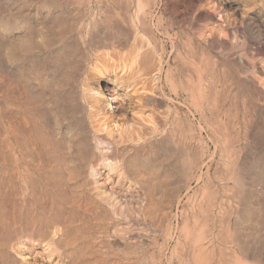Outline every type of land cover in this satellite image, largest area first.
Instances as JSON below:
<instances>
[{
    "label": "bare ground",
    "instance_id": "1",
    "mask_svg": "<svg viewBox=\"0 0 264 264\" xmlns=\"http://www.w3.org/2000/svg\"><path fill=\"white\" fill-rule=\"evenodd\" d=\"M90 1L92 2V0ZM143 1L144 4H146V1ZM169 2L170 0H155V2H148L146 6L142 3H138L136 8L137 13L140 12L144 6L146 9L143 13H138L141 16L137 14L136 17L138 20L135 21V23L133 20L135 16L133 18L132 15L133 21L131 25L133 24L132 26L135 28L134 32L131 26L128 27L132 30L131 33L133 32L132 34H134L133 38L141 34L136 31L137 26L143 23L146 27L145 24L147 23L144 22V18L146 20V17H152V14H154L152 12L160 5L161 8L168 11L167 13H170L173 17L177 24H175L176 26L174 25L175 27L190 28L189 30L192 31L194 38L199 40V42L208 49H215L214 47L217 46V49L220 48L221 53H229L232 49L238 47V44L235 45L231 42L229 45V40H240L239 46H243V43L245 46H249L253 52L264 48V39L262 40L260 37L262 33L260 31L261 27L259 28V26L263 25H260V23H264V0H225L227 4H235V11H237L238 16L232 14L233 11L230 13L222 9V7L218 5L219 2L217 4L208 0H176L174 3H171V0L170 4ZM129 3L131 2H128V6L126 7L130 6ZM122 5H124V3ZM194 7L196 11L193 10L194 13H192L191 10ZM189 11L193 14V17H191L193 19L190 20V22L185 18V16L189 18L190 15H187ZM127 16L126 21L128 19ZM129 18V20H131L130 15ZM185 20L189 24L185 23ZM0 21L1 24L5 22V20L3 21L1 19ZM206 22L210 24H208L210 27L204 24ZM126 23L128 24V22ZM156 24L158 25V23ZM172 24L170 23V27ZM149 25L147 24V27ZM125 26L127 25L125 24ZM128 27L127 34L130 30ZM141 30L142 29H140V31ZM169 33L165 31L164 34L171 42V46H174L175 40L181 39L182 34L175 32L170 35ZM127 34L124 37H126ZM157 37L159 36L157 35ZM191 37L192 36H190V38ZM194 38L193 40H195ZM260 40H262V42ZM2 41L0 40V64L3 60L10 69L16 72L14 78L17 85L21 88V91L19 90L20 92H18L20 93L18 96L14 94V96L16 95L14 101L17 107L19 106L18 108H20L18 110L16 107L14 110L16 109V111H18L17 113L19 116L17 117V113H11V118H9L7 124L8 146L10 145V160L8 159L10 163L9 168H7V177L10 182L8 185L12 186L10 194L14 191V194H12L13 206L11 205L14 210H11V212H15V214L12 215L14 217L9 215L12 213L6 214L11 217L12 222H14L13 220L17 222L23 219L25 220L26 227L33 225L36 229L33 233L20 236V238L16 237V239H14L15 235L13 237L14 240L10 239L5 243L6 249L18 255L24 264H64L66 263L65 259L73 253V251L76 252L77 249L90 245L88 244L89 241L87 238L89 239L92 236L96 237L98 233L102 236L113 235L116 237V234L126 232L127 234H125L128 239L134 237L136 233L143 231L142 226L154 220V217L153 220H151L153 207L156 205L157 208V203L166 204L171 202V198L173 197H171L172 188L182 185L185 179H187L191 160L189 161L190 158L187 156V148L184 147V144L179 143L181 141H178L179 139L177 140L175 134L172 132L173 130L171 131L168 129L170 130L168 132L165 128L168 121L166 115L162 114L159 117L160 120H157L158 122H155V119L153 120L152 114L154 113H152L153 108H151V106L154 107L155 104L160 103L159 101H162V97L160 98V96L157 95V93L159 94V92H157L158 90H153L155 88L151 87V89L147 90L142 86V82V85H140V81L142 80L140 78L141 74L145 73V71L147 72L146 69H142V72L138 71V68L140 67L141 69L142 67L140 64H138L139 67L136 66L138 53H141L139 52L140 48L138 45L141 43L137 45L138 47L136 45H134L136 46L134 47L130 44V47H134V50L133 48L131 49V51L133 50L132 52H129L130 49L126 48L128 51L125 49V51H121L120 49V51H116V53L113 54L112 52L115 51L113 50L112 52L110 51L111 54L107 51L109 48L105 50L104 47L101 48V50L104 49V51H99V47L101 46L99 45V40V44H96V46L99 45L97 48L94 46L93 41L91 42L94 47H91L92 44L88 45L90 42L86 44L87 41L74 39L4 40L6 48L3 46L5 48L3 51L5 53V59H3L1 46L4 45V43L2 44ZM118 41L119 40H117V42ZM126 41H129L128 38ZM126 41L125 43H127ZM133 41L134 40H132V42ZM135 41H137V39ZM109 43L108 45L112 46L111 43ZM90 47L92 50H89ZM85 49H87V51ZM244 49L246 50V48ZM251 49L250 53H253ZM81 50L86 52L83 53ZM178 50L177 47V53H179ZM191 52L193 53V51ZM164 53L165 46L163 44L158 57L161 58ZM230 55L229 58H231ZM251 56H253V58L242 55H239V57L237 56V59L233 58L234 56L231 58L232 61L236 59L237 65L244 67V74H246L249 81L247 82L248 87L243 85L248 89V106L245 105L248 107L247 113L245 112L247 115L245 119L247 121L244 120V122H246V132H244L246 133V136H244L245 142L243 144L241 140L240 142L242 145L237 143L238 146L237 148L235 147L236 149L233 152L235 155H232L233 160L229 165L230 176L228 179H230L231 182V194L229 193V195H231L232 200L233 216L226 225L233 228L232 230L236 235L235 237L233 236L236 239L231 238L233 240L231 246H235V258L238 259L239 254H241L249 260V264H264V55L263 57H254L253 53ZM155 59H152V61ZM108 61L111 63L110 67L114 65L113 68H117L120 71V76L121 73H125V77L120 78L118 76V80L114 77V79L111 78V83L117 86V88H120L118 85L122 83L125 89L129 88L128 92H130V94L127 95V97L130 96L135 106L133 105L134 107L128 110V115L125 114L120 116L116 113V110L123 105L122 101L124 99L122 100L120 98V100L117 98L115 94L116 90L105 88V83L107 81L109 83L107 76L106 82L103 83L102 81L105 77L104 75L107 73L106 70H109V68H107L109 66ZM82 63H84V69H82ZM99 63L101 64L99 65ZM162 66L159 60L154 70L151 69L152 67L150 68V71L152 70L153 72L151 74L149 73L151 78L149 80L157 77L156 75H158ZM117 72L118 71L115 73L119 74ZM238 73L241 76L242 71L240 73L239 69ZM144 75H148V72ZM207 76L209 77L210 75ZM246 77H244V79H247ZM142 78L145 80L144 77ZM241 78L239 82L242 83L244 79ZM236 79L239 80L238 77ZM194 87L197 88V86ZM240 90L241 89H239V91ZM45 92H49L51 103L55 109L54 114L56 119H54L53 122L51 121L53 127L49 126L48 122L43 120L46 119V115L43 111L44 107L41 101H43L42 97ZM29 93L31 95H29ZM11 94L13 96V93ZM115 99L120 100L122 105H119L120 103L118 104L119 106L115 104ZM243 100L240 102L242 105L245 101ZM112 105L114 107H111ZM239 108H243L244 110V106ZM235 110H237V108H235ZM243 110L241 111L242 113H244ZM233 112L235 113V111ZM52 114L51 112L49 115ZM235 114H237V112ZM235 114H233V116ZM237 123H239L238 120L236 124ZM66 124L68 126V129H66L67 131L65 130L67 126L64 127ZM242 126L241 124V127ZM240 129L243 131L242 128ZM235 133H237V131ZM157 135H160L159 138H157ZM155 137L158 140H155ZM235 139L238 141V137L234 138V141ZM232 149H234V147ZM42 154H44V156H42ZM243 154L245 156H243ZM45 158L47 160H45ZM3 186L5 185L3 184ZM61 187L65 188V191L66 188H69L67 191H69L70 194L66 193L68 194V200H64L69 202V206L67 207L68 211L61 210L62 207H60L63 202L62 197H64H61V193H59V188L62 190ZM17 196L21 199V203H18L19 205L16 201L18 198ZM39 197L40 200L43 198L49 200V208L43 207V204V206L41 205ZM47 204L45 205L47 206ZM164 208L165 207L162 209L164 210ZM34 209H37L36 213L38 214L34 215ZM82 209L90 210L96 215L94 216L92 214L93 217L89 215L91 218L86 220L84 217L85 215L82 216V214H80ZM32 213L33 215H31ZM161 215H163V213H161ZM194 215L196 217V214ZM157 219L156 221H158ZM0 220L2 221L1 218ZM212 220L214 222L215 219L212 217ZM213 222L212 227H219H216L217 221ZM11 225H13V223L9 226ZM227 226L225 227L229 230ZM29 228L30 227H28V229ZM242 229L243 231L245 230V234H243L245 235V239L243 241L240 238L243 237L241 236L242 234H240V232H243L241 231ZM31 230L32 228H30V231ZM122 234L125 235L124 233ZM145 234L147 233L145 232ZM121 235H119V237ZM216 235L218 237L219 232L213 233V237ZM210 240L212 245L215 239L212 238ZM101 241L100 243H103ZM82 251H80L81 254ZM224 256L225 255H223V257ZM219 257L222 258L221 255ZM247 263L248 262H246V264Z\"/></svg>",
    "mask_w": 264,
    "mask_h": 264
},
{
    "label": "rangeland",
    "instance_id": "2",
    "mask_svg": "<svg viewBox=\"0 0 264 264\" xmlns=\"http://www.w3.org/2000/svg\"><path fill=\"white\" fill-rule=\"evenodd\" d=\"M145 1H146L145 2L146 4L151 1L155 2V0H150V1L145 0ZM208 1H213L216 4L219 2L218 5H220L222 9H225L230 13L231 11H233L234 13L232 12V14L238 16L237 11H235L236 9V7L234 6L235 4H232V3L227 4L225 0H218V1L208 0ZM92 2L90 0L89 1L88 0H0V19L3 21L5 20V22H2V24L0 23V40L1 41L3 40L2 44L4 43V45L1 46L2 58L5 59L4 57L5 53L3 51L6 48L5 46L6 44L4 40H73L74 39V40L87 41L86 44L90 42L88 43V45L92 44L91 41H93V44L96 48L99 47V45L103 46V47L101 46L99 47V51L101 50V48L105 47L104 48L105 50L106 48L107 49L109 48V50H107L109 51V53L115 50L112 52L113 54H115L116 51L117 52L120 51V49L121 51L130 49L129 52H132L134 50V47H136L138 44L141 43L140 45H138L140 48L139 52L141 53H138L139 57L137 56L136 66L139 67L138 64H140L144 68L141 67L140 69L139 67L138 71L142 72V69L143 70L146 69L148 72V75H144L145 73L147 74L146 71L145 73H142L143 75L141 74V76L139 74L140 78L142 79L141 80L139 78L141 80L140 85L143 84L142 86L146 88L147 90L151 89V87L155 88L153 90H158L157 92H159L160 95L158 93L157 95L160 96V98L162 97L161 98L162 101L161 100L159 101L160 103L155 104V106L153 105L154 107L151 106V108H153V111H154V112L152 111V113H154L152 114L153 120L155 119L154 121L156 122L157 120H160L159 117L162 114L166 115V119L168 121L166 120L167 127L165 126V128L167 129L168 132L170 130L171 131L173 130L172 132L175 134V137L177 138V140L179 139L178 141H181L179 143L185 145L184 147L187 148V156L188 158H190L189 161L191 160V162L188 168L187 179H185L182 185L177 186L178 189L177 187L176 188L173 187L172 188L173 190H171V197L173 196L172 197L173 199L171 198L172 201L166 204L157 203V208H156V205L153 207L152 209L153 211L151 214L152 218L151 217L149 218L153 220V217H154V220L151 221V223L148 220L149 222L145 226H142L143 231H140L139 232L140 234L136 233L134 237L128 238V239H127L126 232H121V234L126 233L125 235L123 234L121 235L120 233L116 234L117 235L116 237H114L113 235H107V236L103 235L102 236L101 234L98 233L97 235L95 234L96 237L92 236L94 237L92 238L89 235L91 237L89 239L91 240H89L88 238L87 240L90 242V243L88 242V244L90 245L86 247L83 246L82 248L77 249L76 252L73 251V253L70 254L71 256L69 255L65 259L66 260L65 262L67 264H93V263L94 264H104V263L105 264H109V263L110 264H224V263L225 264H246V262H248L247 264H249V260L241 254H239L238 259L235 258V255H236L234 252L235 246L234 245L231 246V244L233 243V240L231 238L236 239L234 238L236 235H235V232L232 230L233 228H230V226L226 225L228 224L229 219L232 218L233 216L232 214L233 208L231 204L232 200H231V195H229V193L231 194V182H230V179H228L230 176L229 174L230 166L229 165L231 164L233 160L232 157L235 155L233 152L238 146L237 143L242 145V143L244 144L245 142L244 136H246V133L244 132H246V127H245L246 122H244V120L247 121L245 118L247 117L246 113L248 109L247 107L248 106V103H247L248 84L247 82L249 81V79L248 77H246V74H244V67H241V65H237L236 59L239 57V55L246 56L248 58H253V56H251V54L253 55V53H254V57H263L264 52H261V51H264V48H262L261 50H257V51L255 50L256 52H253V50L249 46L246 45L247 46L246 47L242 43V40H241V43L243 46L240 45L241 47L239 46L240 40H229L228 44L230 42L235 45L238 44L237 45L238 47L236 49L235 48L232 49L229 53L228 52L221 53L220 48L218 47L219 49H217V46L214 47L215 49L213 48L208 49L204 47L199 42V40H196L194 38V36L192 35V31L189 30L190 28L185 29V28L178 27V26H177L178 28L175 27L177 24L175 23V20L173 19V17L170 15V13H167L168 11L161 8L160 5L159 7H157V9H155L154 12H152L154 13L152 14V17L150 18L146 17L147 18L146 20L144 18V22L150 25L147 27V24H145L146 25L145 27L143 23L139 24L137 26L136 31L141 34L139 35L137 33L138 35L135 38H133L134 34L132 33L134 32L135 28L134 26H132L133 24L131 25V22L134 20V23H135V21L138 20L136 17L137 14L143 13V11L146 9L145 7L146 4H144L143 0H92ZM128 2H131L129 3L130 6L126 7L128 6ZM174 2H176V0L174 1L172 0L171 3H174ZM123 3L125 6L122 5ZM138 3L139 4L142 3L145 6L142 8V10H140V12L137 13L136 8L138 6ZM195 7L191 10L192 13H194L193 10L196 11ZM189 12L187 14L188 16L190 15L189 18L193 17V14H191V12L189 14ZM125 14H127L128 16ZM129 15L131 16V20H129L130 19ZM132 15H133V18L135 16V19L132 18ZM126 16L128 17L127 21H126ZM185 18L186 20L188 19L189 22L190 20L193 19V18L189 19L187 18V16H185ZM186 20L184 22L189 24ZM159 21L161 24L159 23ZM126 22H128V24ZM150 22L151 23L154 22V23L151 24ZM156 23H158V25ZM170 23L171 24L173 23L171 27H170ZM125 24L127 26H125ZM204 24H206L207 27H210L209 26L210 24L208 22ZM152 25L155 27L157 26V27L155 28ZM260 25L261 26H259V28L261 27L260 31L262 32L260 37L263 40L264 39V23H260ZM128 26L129 27L131 26V29H133L132 33H131L132 30ZM127 27L128 29H130L129 30L130 34L128 32L129 35L127 34V31H128ZM140 29L142 30L140 31ZM164 29L166 33L170 32L169 33L170 35H172L175 32L181 33L182 38L175 40V43H174L175 45L171 46V42L167 39L166 35L164 34L165 33ZM126 34L127 36L124 37ZM157 35L159 37H157ZM190 36H192L195 40H193L192 37L190 38ZM127 38L129 40L128 42L126 41ZM136 39L137 41H135ZM163 39H165L166 41ZM117 40L119 41L117 42ZM132 40H134L136 43L133 41L135 43L134 44ZM262 40L260 41L262 42ZM125 41L128 44L125 43ZM109 42L111 43L113 48L112 46L108 45ZM93 44L91 45V47H94ZM96 44H99V45L96 46ZM130 44L132 46L134 45L136 46L130 47L131 46ZM163 44L165 46V53L162 55L161 58H159L158 55H159V52L161 51ZM263 44H264V40H263ZM235 45L233 46L236 47ZM184 46L185 47L187 46V47L185 48ZM91 47L89 50H92ZM177 47L179 49L178 50L179 53H177ZM132 48L133 50L131 51ZM244 48H246V50ZM104 49L101 51H104ZM154 49L155 50L157 49L156 50L157 52ZM250 49H251V52L253 53H250ZM85 50L87 51V49ZM206 50L208 51V53ZM86 51H82V52L84 53ZM191 51H193V53ZM258 53H259V56H258ZM228 54L230 55L231 58L232 56H234L233 58H236V59H233L232 61V59L229 58ZM152 59H155V60L152 61ZM159 60H160L161 66L163 65L161 70L158 73L159 76L156 75L157 76L156 78H152V80H149L151 79L149 75L153 72L152 70L150 71V68L152 67L151 69L154 70L155 67H157V64L159 63ZM83 64L84 63H82V69H84ZM100 64L101 63H99V65ZM108 64L109 66L107 68H109V70H106L107 73L106 75H104L105 77L102 79V81L103 83L106 82V76H107V79H109V83L108 81L105 83L106 85L105 88L106 89L111 88L114 91L116 90L115 94L117 95V98L119 99L121 98L122 100L124 99L122 101L123 105L120 103L121 99L120 100L115 99L116 100L115 104L118 105L120 103L119 105H122L120 106V108L116 110V113H118V115L120 116H123L125 114L128 115L129 114L128 110L131 107L135 106V104L132 103L133 100L130 99V96H128L129 98L127 97V95L130 94V92H128L129 88L125 89L124 86H122L123 83L118 85L120 86V88H117V86L111 83L112 82L111 78L114 77L116 79L118 76L120 78L125 77V73L124 74L121 73V76H120V71L117 68H113L114 65L113 67L112 66L110 67L111 65L110 61H108ZM147 68L149 69V71ZM239 69H240V73L242 71L241 76L238 73ZM115 70L118 71L117 73L119 74H116ZM15 73L16 72L10 69L8 65L5 64V61L2 60V63L0 64V101H1L0 102V105H1L0 106V109H1L0 111V153H1L0 154V180H1L0 181L1 182L0 183V218L2 219V221L0 220V223L3 226L0 224V228H1L0 229V240H1L0 241V264H24L18 255L6 249L5 243L9 241L10 239L12 240L15 235L16 236L14 237V239H16V237L20 238V236L33 233L36 230L33 225H30L28 226L32 228V230L30 231V228L28 229V227H26L25 220L23 219H20V221H17L18 223L15 220H13L14 222H12V219L9 216V215L11 216L14 215L15 212L14 213L11 212V210L12 211L14 210V208H12L13 206V200H12L13 195L12 194H14V191L10 194V191H12V186L8 185L10 184V182H9V178L7 177L8 175L7 168H9V163H10V161H8L10 157V154H9L10 145L8 146L9 140L7 139V124H8L9 118H11V113L16 114L18 112L16 111V109L14 110V108L17 107L16 102L14 101V98L16 97V95L18 96L20 94L18 92L21 91L20 90L21 88L17 85V82L14 78ZM207 75H210V76L208 77ZM236 75L239 80L236 79L237 78ZM142 77H144L145 80ZM241 77L243 79L244 77H246L247 79H244L245 81L243 80L241 83L239 82L241 81L240 80ZM147 79L149 80V82ZM12 80H14L15 82ZM243 82H245L246 84ZM243 85H246L247 87ZM145 86H147L148 88ZM194 86H197L198 89ZM243 87H245L246 89ZM238 88L241 90L239 91ZM124 90L125 92H128V93H125ZM11 93H13V96L14 94L16 95L13 97ZM29 95L31 94L29 93ZM242 97L243 99L246 98L244 99L245 101L242 99ZM42 98H43L42 99L43 101L41 102L44 107L43 111L45 112V115H46L45 116L46 119H43V120L48 122L49 126L53 127L52 122L54 119H56V117L54 114L55 112L54 106L51 103V100H50L51 98L49 97V92H45ZM242 100L244 101L243 105L240 103ZM240 105L242 107L244 106V110L243 108H239L241 107ZM18 107L17 109L19 110L20 108ZM111 107H114V106L112 105ZM235 108H237V110H235ZM8 110L9 111L11 110V111L9 112ZM242 110L244 111V113L241 112ZM233 111H235V113L237 112V114H235ZM51 112L53 114L49 115ZM239 112H240V115L242 114L241 116L239 115ZM158 113L159 114L161 113V114L159 115ZM233 114L235 115L233 116ZM16 115L17 117L19 116L18 113ZM237 120L239 121V123L236 124ZM241 124L243 125L242 127H241ZM66 126L67 124L64 127ZM240 128H242L243 131ZM66 129H68V126L65 128V130ZM236 131L237 133H235ZM240 133H241V136H240ZM159 136L160 135H157V138H159ZM237 137H238V141L236 139L234 141V138H237ZM157 138L155 140H158ZM233 147L234 149H232ZM6 152L8 155L6 154ZM42 156H44V154H42ZM243 156L245 155L243 154ZM45 160L47 159L45 158ZM3 171H4V174H3ZM4 182H7V183H4ZM3 184L5 186H3ZM61 188L62 190L59 188V193H61V197L64 196L62 197L64 203L62 202L60 207H62L61 210L68 211L67 207L69 206L68 204L69 202H66L64 200H68V194H70V192L67 190H69V188H66V191H65V188L63 187ZM60 190L63 192H61ZM17 197H18L16 200L17 204L18 203L20 204L21 199L19 198V196ZM43 199L40 200V197H39V201H41V205L43 204L44 205V206L42 205L43 207L49 208L50 206L49 200L47 198H45L46 200L45 199L43 200ZM44 203L45 204L48 203L47 206ZM163 207H165L164 210L162 209ZM207 207H210L211 209ZM36 210L34 209V213H35L34 215L38 214L36 213ZM81 211L82 212L80 214H82V216L85 215L84 217L86 218V220H89L91 217H93V215L94 216L96 215L94 214V212L90 210L82 209ZM160 212L163 213V215H161ZM6 213L7 214L12 213V214L7 215ZM63 213H66V212H63ZM98 214H99V211H98ZM194 214H196V217ZM31 215H33V213ZM89 215H91V217ZM192 215H193V218H192ZM158 216H161V217H158ZM212 217L215 219L214 222L217 221L216 227L219 226L220 228L212 227L213 226ZM156 219L158 221H156ZM8 222H9V225L12 223L13 225L9 226ZM192 222L195 224H193ZM225 226H227L229 230H227ZM15 229H17L18 231ZM220 230H221V233H220ZM227 231H229L230 233ZM241 231H243V229ZM145 232L147 234H145ZM218 232H219V236L217 237L218 235L217 234L215 237H213V233H218ZM240 234H242L241 236H243V237H240L243 241L245 239V235H243L245 234V230L243 232H240ZM98 235L100 236V238ZM119 235L121 236L119 237ZM219 237L221 240L219 239ZM96 238L98 240L101 239L102 241L101 240L100 241L103 242L104 244L100 243V241H98ZM212 238L215 239L214 240L215 245L214 243H212L211 245L210 239ZM96 241H97V244H96ZM88 247L90 249L92 247L93 248L90 250ZM80 251H82V254ZM220 255L222 256V258L219 257ZM223 255L225 256L223 257ZM207 257H211V258H207ZM89 260H90V263H89Z\"/></svg>",
    "mask_w": 264,
    "mask_h": 264
}]
</instances>
